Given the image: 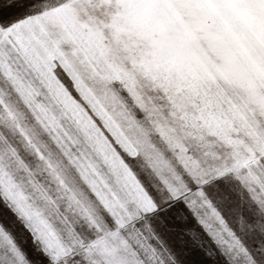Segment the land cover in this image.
Returning <instances> with one entry per match:
<instances>
[{
  "label": "snow or ice",
  "instance_id": "snow-or-ice-1",
  "mask_svg": "<svg viewBox=\"0 0 264 264\" xmlns=\"http://www.w3.org/2000/svg\"><path fill=\"white\" fill-rule=\"evenodd\" d=\"M0 264H264V0H0Z\"/></svg>",
  "mask_w": 264,
  "mask_h": 264
}]
</instances>
